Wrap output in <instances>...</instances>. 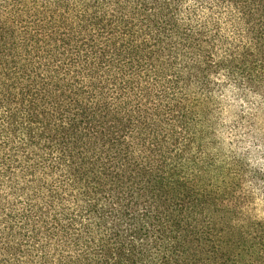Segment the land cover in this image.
I'll return each instance as SVG.
<instances>
[{
  "label": "trees",
  "instance_id": "1",
  "mask_svg": "<svg viewBox=\"0 0 264 264\" xmlns=\"http://www.w3.org/2000/svg\"><path fill=\"white\" fill-rule=\"evenodd\" d=\"M229 88L264 104V0H0V264H264Z\"/></svg>",
  "mask_w": 264,
  "mask_h": 264
},
{
  "label": "rangeland",
  "instance_id": "2",
  "mask_svg": "<svg viewBox=\"0 0 264 264\" xmlns=\"http://www.w3.org/2000/svg\"><path fill=\"white\" fill-rule=\"evenodd\" d=\"M222 101L219 136L223 150L234 149L244 154L251 165L264 171V104L254 94L242 97L235 88H229ZM249 114H255L254 125L240 119L241 115Z\"/></svg>",
  "mask_w": 264,
  "mask_h": 264
}]
</instances>
